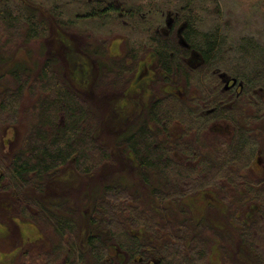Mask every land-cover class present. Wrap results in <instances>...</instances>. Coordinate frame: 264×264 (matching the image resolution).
I'll use <instances>...</instances> for the list:
<instances>
[{
    "label": "rangeland",
    "instance_id": "374dc122",
    "mask_svg": "<svg viewBox=\"0 0 264 264\" xmlns=\"http://www.w3.org/2000/svg\"><path fill=\"white\" fill-rule=\"evenodd\" d=\"M4 1L0 0V90L10 93L0 96V264H65L72 252L76 254L80 242L85 246V235L101 229L94 224L86 228L92 218L98 221L112 219L110 229L116 237L126 232L137 236L144 234L147 243L154 239L153 243L158 246L176 243L179 239L190 244L191 238L204 237L207 239V256L196 264H258L244 247L239 233L244 231L243 223L254 224L263 209L264 142L258 159L256 157L248 168L241 163L232 164L224 171L219 170L221 175H226L211 182V188H203L202 192V189L198 192L172 190V196L166 199L154 195V189H160L161 185L154 179L150 183L145 181L136 156L120 143V139L139 123L146 122L152 126L156 142L165 143L169 154L195 175L206 168L211 158L225 161L234 139L235 124L231 120L208 124L206 119L200 120L196 115L202 113L205 116L214 103L231 99L234 90H230L228 83L234 82L233 89L240 84L241 68L247 64L240 51L242 43L247 38L264 43V0L197 1L194 19L198 25L195 27L201 32L216 33L222 41L223 51L215 61L213 74L204 76L203 80L196 79L191 85L182 82L171 90H162L169 83L158 74L150 89L141 90L140 94L129 93L125 87L138 69L157 71L152 34L168 32L175 14L185 8L195 9L191 2ZM112 3L119 8L136 4L145 9V13L136 18L118 12L87 17L90 11L101 10ZM4 7L10 11L5 17L12 16V21L2 15ZM29 8L48 22V31L45 37L27 43L29 27L19 10ZM16 17L20 19L17 23ZM182 25L184 28L185 24ZM179 28L177 26L176 31ZM61 36L73 41L75 50L84 58L81 59L83 67L76 71L72 70L69 61H78L77 56H68L69 48ZM47 60L51 61L49 79H43L40 75ZM247 62H250L248 74L256 61L251 55ZM17 63L32 70L30 81L23 86L22 92L9 74ZM187 63L191 71L200 67L203 64L200 52L193 51ZM66 83L77 87L84 116H87L82 120L77 139L91 141L89 147L94 151L90 152L88 147L83 165L73 163L81 153L73 154L72 161L52 170L44 181L35 174L30 181L16 178L13 162L18 153L24 152V147L28 151L29 143H32L29 138L39 132L44 136L46 132L53 139L54 132L44 127L48 121L42 115L44 108L54 103L57 88H64ZM257 93L263 96L260 89ZM255 99L252 101L260 105ZM158 100V113L155 114L154 105ZM238 101L233 103L238 104ZM246 103L239 104V110L254 115L257 108L248 101ZM55 116L57 118L53 120L58 126H64L66 121L70 125V119H66L64 113ZM154 118L161 124L158 125ZM252 123L248 129L257 134L263 132L260 122L254 120ZM35 140L39 141V136ZM61 145L64 147L63 142ZM256 146L257 151L260 145ZM229 169L234 173L227 175ZM260 217L264 221V216ZM67 220L74 224L71 226ZM108 245L112 247L111 255L103 256L105 261L101 263L90 252H86L80 261L71 256L69 263L139 264L136 256L130 257L118 242H108ZM181 248L184 253H189ZM138 256L143 260L141 264L159 263L150 251ZM193 256L197 259L195 254Z\"/></svg>",
    "mask_w": 264,
    "mask_h": 264
},
{
    "label": "trees",
    "instance_id": "16d2710c",
    "mask_svg": "<svg viewBox=\"0 0 264 264\" xmlns=\"http://www.w3.org/2000/svg\"><path fill=\"white\" fill-rule=\"evenodd\" d=\"M197 1L199 0H183L182 4H185V2H191L195 9L188 10L187 8H185L184 11L175 14L173 18L174 22L168 29V33L159 31L155 32L151 36V40L155 45L154 49L156 56L158 57L160 64L165 67L168 73L167 80H169L172 76L180 78L182 77V75H191L188 72V65L184 61V58L189 57L191 52H200L204 59L203 64L195 70V73L200 75L202 74V72H209L213 69V67L216 65L215 61L218 60L223 51L222 41L216 33L201 32L197 30V27H195V25H198L197 21L194 19V14L197 13L196 10H198L195 7ZM258 1L261 2V0ZM4 2L8 3V0H5ZM104 4L105 2L103 4L101 3L99 7ZM2 10V15L4 17L7 16V14L10 12L6 7H4ZM19 11L18 13L20 16L21 14H24L21 17L22 20L28 23L29 29L26 35L27 43L33 39L45 37L46 32L48 31V22L39 16L41 14L36 12V10H31L30 8L24 11L20 9ZM114 12L123 13L125 14V16L130 18H136L140 17L139 14L144 15L145 9L136 4L127 6L121 5L119 8L116 7L115 3H112L110 5L103 6L101 10L90 11L88 14L89 16L87 17H102V15L106 16ZM11 17H5V19L7 18L8 21H12ZM14 20L17 23L20 19L16 17L14 18ZM183 23L186 24L184 28L182 25ZM177 26H180L181 29L180 36L178 35V31H176L175 29ZM62 40L65 44H67V47L69 48L68 56H77L78 61H73L71 59V62L69 61L72 70L76 71L81 68V66L83 67V61L81 60L83 56H80V53L75 50L73 41L64 37L62 38ZM245 41L246 42L242 43V46L240 47V51L243 55H245V57L243 58L244 60H248V58L252 55L256 61V64L252 72L249 71V73L247 74V70L244 69V74L240 76L244 83V85L240 87V90H246L247 95L246 99H243V102L251 101V98L248 95H254V89L261 88L260 90L263 92V96L260 97L258 96V94L256 95V99L259 100L260 105L256 104L257 110L252 113L254 114L252 116L248 115V113L244 112L243 110H239V106H222L223 110L227 111L231 115L227 116L230 119L236 121L235 123L237 125L238 132L234 142L228 147L229 155L225 157V161H222L219 158H211L206 163V168L202 169V173L200 172V174L195 175L193 171H190V169L187 167L185 168L184 166H182L183 164L179 163L175 158H173L169 154L168 148L163 146V144L156 142V140L154 139L155 137L152 134L153 128L148 123H142L132 129L130 133L125 134V136L123 135L124 137L121 136L120 143L125 145L129 151H132L134 153V157L136 156V160H138V164L140 166V171L142 172V175L143 173L145 175L143 177L145 181L147 183H150L153 182L154 179L156 180L157 184L161 185L160 189H154L156 190L154 191V195L162 198L165 197L167 199V197L172 196V190L178 192L181 189L185 192H198L200 191V189H202L200 191L202 192L203 188H211V182L215 181L218 176L226 175H221L219 170L224 171L225 169L230 168L232 164L237 163H241L243 167L248 168V165H250L252 161H255L256 156H258L257 152L260 153V150H263L264 43L252 42L254 41V39L248 38ZM50 62V60H47L45 62V69L42 70V74L40 75L44 77L43 79H49L48 75ZM247 64L248 66L246 68L250 66V62H248ZM90 68L91 66L88 69L89 72L91 70ZM9 72V74L15 80V83L19 84V90L20 92H22L24 88L23 86L30 81L29 78L31 77L32 70L25 64L17 63L14 68L9 70ZM55 86H57V84H55ZM64 86V88H57L58 91H56L55 93L56 97L54 103L51 106H46L42 115L44 119L48 121V123L44 124V127H48V129L51 128L54 132L53 139L47 136L48 134L46 135V132H44V136H40L41 133L39 132L38 135H33L31 136V138H29L30 142H32L29 143V145L31 144L30 148L26 152V149L24 147L22 149L24 152L21 151V154L18 153L15 156L13 162V173L16 178L25 181L28 179L30 181V179H32V175L35 174V177H38L41 181H44L49 177L52 170L58 168L59 166L66 165L68 162L72 161V156L75 153L79 154L80 152L82 158L80 155H78V158H76L73 163L83 165V163L87 160L85 152H87L89 143L91 141L85 139L83 141H79L77 139V134L81 131L82 120L87 117L84 116L85 110L81 106L82 102L79 100L80 92L77 90V87L70 86L67 83L64 84ZM59 90H62V92ZM9 93V90H0V96H7ZM157 102L159 103V100L156 101L154 105L155 114L158 113ZM254 102L255 101H253V104ZM60 112L65 114L66 119H70V125L66 121L64 126H58L57 121L53 120L54 118H57L55 115ZM235 112L239 113L241 117H239L237 114L233 115V113ZM242 119L247 120L250 123H252V121L254 120L257 123L260 122V125H263V132L261 131L260 134H257L255 130H248L246 125L241 122ZM154 120L158 125L161 124V121L157 120V118H154ZM62 133L63 135L61 136ZM65 135L66 138L64 137ZM38 136L40 140L36 141L35 139H37ZM92 139H94V137H92ZM61 142H63V146L65 148L61 147ZM75 142L77 143L74 144ZM254 145H260V149L256 151V148L258 147H254ZM89 149L91 150L90 152L94 151L92 147H89ZM107 149L108 148H106L105 153H107ZM262 152L264 154V150ZM26 153L30 154V156L27 157ZM233 173L234 172H232V169H229L227 175H231ZM70 212H72V215H74L73 210H70ZM260 213V216H264V204L263 209H261ZM260 216L258 217V220L256 219V221H253L254 224H250L249 222L243 223L244 231L242 232V234L239 233V238L243 242L244 247H246L249 253L253 255L257 263L264 264V221ZM259 220H261V222ZM110 221H107L106 218H104L102 221H98V219L92 218L89 223L88 220L86 228H88L87 225L90 224L91 226L94 224L101 229L97 233L90 231L87 235H85V246L83 245V242H80L76 254L72 252L66 259L65 264H70L69 258L71 256L74 257L76 261L83 260L85 258L86 252H90L95 255L94 257L99 259L101 263L105 261V255H111L109 253V250L112 249V247H110L111 245H108V242L112 241L118 242L122 249L128 251L130 257L136 256L137 261L141 259L138 254L146 255L148 251L152 252L158 259V264H196L198 260L207 256V252L205 251L207 250V239H205L204 237L200 239H197L195 237L191 238L192 242L190 244H187L186 242H183L182 239H179L182 242L181 245L178 240L176 243L168 242L166 244L163 243L161 246H158L153 243L152 240L154 239H152L150 243H147L144 238V234H142L141 236H137L129 235L127 234L128 232H126L125 235L123 234V236L116 237L114 231L110 229L112 227ZM64 222L66 225L65 220ZM67 223H71V226L72 224H74L73 221L68 220ZM61 235L65 236V233H62ZM172 246L174 247L171 248ZM128 247L130 248L128 249ZM181 247H184L189 251V253H184L185 250ZM154 249H156L157 252ZM169 249L173 251L170 252ZM194 254L195 256H197V259L193 256Z\"/></svg>",
    "mask_w": 264,
    "mask_h": 264
},
{
    "label": "flooded vegetation",
    "instance_id": "af4514ba",
    "mask_svg": "<svg viewBox=\"0 0 264 264\" xmlns=\"http://www.w3.org/2000/svg\"><path fill=\"white\" fill-rule=\"evenodd\" d=\"M180 30L181 29L179 28V30H178V35L179 36H180V33H181ZM165 33H168V32L166 31ZM118 41H119L118 43L120 45H122V41H120V40H118ZM109 47H110L109 50L111 51L112 50V44H110ZM154 54H155V57H154L155 70L157 69V71H159V72L156 71L157 72L156 73L155 71H151V70L149 71V68H146V67H145L146 68L145 70L148 71V73H144L145 70L138 69L137 74H135L133 76L134 78H132V80H130L129 85L125 87V90L127 89L129 93L137 92L138 94H140V91L141 90L142 91L149 90L151 84H153L156 81L155 78L157 77L158 74L161 75V77L165 80V82L169 83V84H167V87L166 88H162V90H171V88H177L178 85L180 83H182V82H185L186 84H188V85L190 84L191 85L192 82L195 81L196 79L203 80V79H205L204 76L207 78V77H209V75L211 73L213 74L214 69H215L214 68L215 66H214L211 71H209V72H202V74H200V75L199 74H196L195 73V70L194 71H191L190 69H188L189 70L188 72L191 75H189V76L182 75V77H180V78L179 77L172 76L169 80H167L168 79L167 78V76H168L167 74L168 73H167L165 67L160 64L159 59L156 56L155 51H154ZM191 54H192V52L190 53L189 57L184 58V61L186 62L187 65H188L187 60L190 58ZM110 55H112L111 52H110ZM201 57H202V55H201ZM243 57H245V55H243ZM202 59H203V57H202ZM203 62H204V59H203ZM245 62L248 63L247 62V59L245 60ZM247 66H248V64H246L244 67L241 68L242 69L241 75L244 74V69L248 70V68H246ZM249 71L252 72L253 69H251ZM89 76H91L90 72H89ZM240 81L241 82L237 86L236 89H233V87H231V86H233V83H234L233 81H231L230 83H228V87L230 88V90H234V91H232V94L230 95L231 99H228V101H226V102L225 101H219L216 104L214 103V105L212 106V108L209 109L208 113L205 116L202 115V113H201V115H196V117L199 118L200 120L206 119L208 124L214 123L215 121H218V120L219 121L220 120H229V121L231 120L235 124L236 127H235L234 139L232 140V142L230 143V145L234 142V140H235V138H236V136L238 134V132H237V125L235 123L236 122L235 120H232V119H230L228 117V116H231V115L227 111L223 110L222 106L223 107H232L233 105L234 106H239V104H241V103H246V101L243 102V99L245 100L246 99V96H247L246 95V90H240V87L244 85V83H243V81H242L241 78H240ZM258 89H254V95L253 94H249L248 95L251 98V101H248V102H250V104H253L252 99L254 97H256V95L258 94L257 93ZM170 94H172V93H170ZM237 100H239L238 101V105H237V102L236 103H233V101H237ZM255 100H257V99H255ZM223 102H225V103H223ZM246 105H247V103H246ZM253 105L256 107V104L255 103ZM239 108H241V107H239ZM214 112H215V114H214ZM236 113L237 112H235V114L233 113V115H236ZM241 122H243L246 125L247 129H248V127H249L248 125H250V122L247 121V120H244V119H242ZM142 123H146V122H141V123H139V125L142 124ZM194 124H195V121L192 122V125H194ZM248 130H250V129H248ZM164 144H163V146H164ZM133 155H134V153H133ZM257 155H259V152H257ZM256 157L258 159V156H256ZM138 261H139V264H141L143 262L142 258L139 259ZM149 264H157V263H152V261H151Z\"/></svg>",
    "mask_w": 264,
    "mask_h": 264
}]
</instances>
